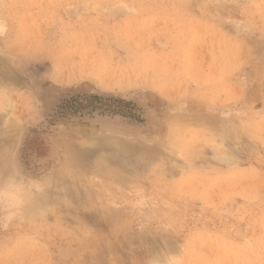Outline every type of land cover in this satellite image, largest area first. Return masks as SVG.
Returning <instances> with one entry per match:
<instances>
[{"label":"rangeland","instance_id":"1","mask_svg":"<svg viewBox=\"0 0 264 264\" xmlns=\"http://www.w3.org/2000/svg\"><path fill=\"white\" fill-rule=\"evenodd\" d=\"M11 173L0 264H264V0H0Z\"/></svg>","mask_w":264,"mask_h":264},{"label":"clouds","instance_id":"2","mask_svg":"<svg viewBox=\"0 0 264 264\" xmlns=\"http://www.w3.org/2000/svg\"><path fill=\"white\" fill-rule=\"evenodd\" d=\"M37 187L35 182H28L16 173L0 176V210L8 217L15 215Z\"/></svg>","mask_w":264,"mask_h":264},{"label":"bare ground","instance_id":"3","mask_svg":"<svg viewBox=\"0 0 264 264\" xmlns=\"http://www.w3.org/2000/svg\"><path fill=\"white\" fill-rule=\"evenodd\" d=\"M237 29H238V28H237ZM232 32H233V31H232ZM232 32H231V33H232ZM75 62H76V61H75ZM80 65H81V63H80ZM81 66H82V65H81ZM76 67H77V66H76ZM83 67H84V66H83ZM68 69H69V67H68ZM75 69H76V68H75ZM122 69H123V68H122ZM126 69H127V68H126ZM126 69H125V70H126ZM128 69H129V68H128ZM81 70H82V68H81ZM81 70H80V71H81ZM85 71H86V70H85ZM75 72H76V71H75ZM123 72H124V71H123ZM126 72H127V71H126ZM130 72H131V70H130ZM79 73H81V72H79ZM116 73H117V72H116ZM258 73H259V72H258ZM258 73H257V74H258ZM81 74H82V73H81ZM81 74H80V75H81ZM89 74H90V73H89ZM96 79H98V78H96ZM212 138H213V137H212ZM214 140H215V139H214ZM85 229H86V228H85ZM82 231H83V230H82ZM83 233H84V232H83ZM86 233L89 235V233H88L87 230H86ZM85 238H86V237H85ZM89 239H90V238H89Z\"/></svg>","mask_w":264,"mask_h":264}]
</instances>
